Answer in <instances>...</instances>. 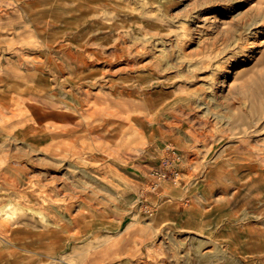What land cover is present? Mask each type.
Segmentation results:
<instances>
[{"label":"rangeland","instance_id":"1","mask_svg":"<svg viewBox=\"0 0 264 264\" xmlns=\"http://www.w3.org/2000/svg\"><path fill=\"white\" fill-rule=\"evenodd\" d=\"M242 1L0 0V264H264Z\"/></svg>","mask_w":264,"mask_h":264},{"label":"bare ground","instance_id":"2","mask_svg":"<svg viewBox=\"0 0 264 264\" xmlns=\"http://www.w3.org/2000/svg\"><path fill=\"white\" fill-rule=\"evenodd\" d=\"M243 1H244V0H243ZM243 1H242V3H243ZM261 5H263V7L261 8V10H263V12H264V1L262 2ZM261 5H260V6H261ZM257 6H259V5H257ZM251 7H252V6H251ZM249 8H250V7H249ZM256 8H258V7H256ZM249 10H250V9H247V10H245L244 12H242L243 10L240 11L241 13H239V14L237 15V18L240 20L239 22H241V21L244 22V19L247 17V13L249 12ZM254 10H255V9H254ZM254 10H253V11H254ZM261 12H262V11H261ZM258 17H259V16H258ZM261 17H262V16H261ZM261 17H259V18H261ZM234 18H235V17H234ZM248 18H249V17H248ZM256 18H257V17H256ZM252 20H253V18H252ZM259 21H260V19H259ZM250 22H251V21H250ZM252 22H254V21H252ZM257 22H258V21H257ZM245 23H247V22H245ZM259 23H261V22H259ZM249 24H251V23H249ZM236 25H237V24H236ZM253 26H254V25H253ZM231 27H232V26H231ZM246 28L249 29L248 27H246ZM230 29H231V28H230ZM239 29H240V28H239ZM234 31H235L234 29H231V30L228 32V36H229L231 33H233ZM241 31H242V30H240V33H241ZM226 32H227V31H226ZM226 32H225V33H226ZM235 32H236V31H235ZM237 32H238V31H237ZM236 34H237V33H236ZM233 35H234V34H233ZM233 35H232V38H233ZM239 35H240V34H239ZM234 36H235V35H234ZM237 36H238V35H237ZM225 37H226V36H225ZM223 39H224V38H223ZM223 39H222V40H223ZM243 39H244L243 37H241V38H237V40H236V44L239 45L240 42L243 41ZM247 39H248V38H247ZM247 39H246V40H247ZM249 40H250V39H249ZM218 41H219V40H218ZM225 41H226V39H225ZM228 41H229V40H228ZM233 41H234V40H233ZM220 42H221V41H220ZM223 42H224V41H223ZM249 42H250V41H249ZM225 43H226V42H225ZM228 43H229V42H228ZM233 43H235V42H233ZM242 43H243V42H242ZM214 44H215V42L213 43V45H214ZM244 44H245V43H244ZM202 45H203V44H202ZM215 45H216V44H215ZM231 45H232V44H231ZM217 46H218V45H217ZM226 46H227V45H226ZM240 46H241V45H240ZM201 47H202V46H201ZM234 47H235V46H234ZM238 47H239V46H238ZM238 47H237V48H238ZM214 48H215V47H214ZM246 48H247V47H246ZM209 49H210V48H209ZM226 49H227V48H226ZM231 49H232V48H231ZM188 50H189V49H188ZM207 50H208V49H207ZM219 50H220V49H219ZM227 50H228V49H227ZM227 50H226V51H227ZM213 51H214V50H213ZM213 51H212V52H213ZM245 51H246V50H245ZM189 52H190V51H189ZM212 52H211V53H212ZM215 52H216V51H214L213 53H215ZM229 52H230V51H229ZM232 52H233V51H232ZM190 53H191V52H190ZM217 53H218V52H217ZM220 53H221V52L219 51V55H220ZM222 54H223V53H222ZM241 54H243L242 51H241ZM229 55H230V54H229ZM232 55H233V54H232ZM237 55H239V54H237ZM216 56H217V55H216ZM223 56H224V55H223ZM207 57H208V56H207ZM203 59H204V58H203ZM206 59H207V58H205V60H206ZM208 59H209V58H208ZM201 60H202V59H201ZM201 60H200V62H201ZM221 60H222V59H221ZM207 61H208V60H207ZM224 61H225V60H224ZM226 61H228V60H226ZM212 62H213V61H212ZM204 63H205V62H204ZM228 63H229V62H228ZM201 64H202V63H201ZM207 64H209V65H208V67H209V66H210V63H207ZM202 65H203V64H202ZM202 65H201V66H202ZM217 65L221 66L220 64H217ZM211 66H212V65H211ZM206 67H207V66H205L204 68L206 69ZM201 68H202V67H201ZM207 69H208V68H207ZM216 69H217V67H216ZM216 69H215V70H216ZM211 70H212V69H211ZM220 70H221V69H220ZM224 70H225V69H224ZM217 71H219V70H217ZM220 72H221V71H220ZM222 72H223V70H222ZM211 73L213 74V72H211ZM214 75H215V74H214ZM101 111H102V110H101Z\"/></svg>","mask_w":264,"mask_h":264},{"label":"built area","instance_id":"3","mask_svg":"<svg viewBox=\"0 0 264 264\" xmlns=\"http://www.w3.org/2000/svg\"><path fill=\"white\" fill-rule=\"evenodd\" d=\"M168 151L172 152L173 154H177L175 151H171L169 148ZM155 176H158L159 179H165L166 181H170L173 184H177L181 180V175L180 172L178 171H173L171 173H162V174L158 173L155 174L154 177Z\"/></svg>","mask_w":264,"mask_h":264}]
</instances>
